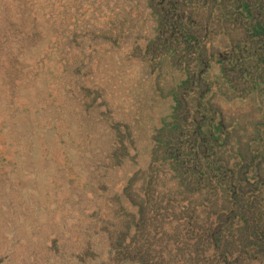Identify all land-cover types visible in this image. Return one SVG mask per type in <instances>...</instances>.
Returning <instances> with one entry per match:
<instances>
[{
	"label": "rangeland",
	"instance_id": "1",
	"mask_svg": "<svg viewBox=\"0 0 264 264\" xmlns=\"http://www.w3.org/2000/svg\"><path fill=\"white\" fill-rule=\"evenodd\" d=\"M150 1L0 0V264H264L263 60L226 76ZM210 110L226 174L178 151Z\"/></svg>",
	"mask_w": 264,
	"mask_h": 264
},
{
	"label": "trees",
	"instance_id": "2",
	"mask_svg": "<svg viewBox=\"0 0 264 264\" xmlns=\"http://www.w3.org/2000/svg\"><path fill=\"white\" fill-rule=\"evenodd\" d=\"M150 8L158 12L160 34H165L169 30L174 35L180 31L176 36H179L181 40L193 41L194 44L199 45L201 44L195 27L206 25L208 28L211 26V30L215 34H220V42L225 44L227 50L230 51L228 53L230 58L226 56V58L215 59L220 63L221 70L226 76L237 71V76L242 78V72L246 71V68L243 67L245 64L254 67L262 60L264 63L261 53L257 52L261 50L262 44L260 43L262 42L260 40L264 38V0H151ZM166 28L169 29L166 30ZM180 39H178V43ZM226 39L228 45H226ZM255 44L260 45L256 46ZM206 49V46H201L200 57ZM206 62L208 63V61ZM192 77L193 74H190L188 80H191ZM189 86L192 87L193 84ZM176 102L180 104L182 99L176 96ZM183 116L185 126L187 120L191 119L189 124L191 129L188 132L193 138L188 145L185 144L178 151L182 153L184 150H188L195 153L197 149H201L204 157L210 162L221 160L217 173L226 174L227 165L224 152H226V142L231 141L232 136L235 137L234 133L226 129V123L224 124L223 120L220 119L219 122H216L218 118L214 111H187ZM239 143L242 146L240 141ZM186 145L187 147H185ZM220 145L223 152L218 147ZM232 148L235 149V147ZM208 149L215 150L213 160L210 159ZM244 149L245 152L239 151L238 154L241 160L246 158V152L250 150L249 147ZM183 155L189 154H179L177 158L182 162L185 161ZM257 231L260 232L258 233L260 236L264 233V231Z\"/></svg>",
	"mask_w": 264,
	"mask_h": 264
}]
</instances>
